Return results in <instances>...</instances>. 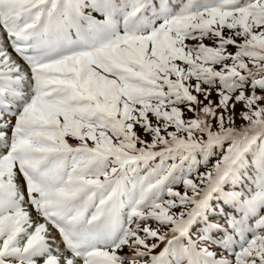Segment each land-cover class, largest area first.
<instances>
[{
  "label": "snow or ice",
  "instance_id": "snow-or-ice-1",
  "mask_svg": "<svg viewBox=\"0 0 264 264\" xmlns=\"http://www.w3.org/2000/svg\"><path fill=\"white\" fill-rule=\"evenodd\" d=\"M0 30V264H264V0H0Z\"/></svg>",
  "mask_w": 264,
  "mask_h": 264
},
{
  "label": "trees",
  "instance_id": "trees-1",
  "mask_svg": "<svg viewBox=\"0 0 264 264\" xmlns=\"http://www.w3.org/2000/svg\"><path fill=\"white\" fill-rule=\"evenodd\" d=\"M92 15L95 16L97 19H101V18H102L98 13H95V12H93ZM0 32H2V30H0ZM230 34H231V33H230L228 30H225V35H230ZM4 44H5V46H7V37H6V36L4 37ZM8 50H9V52H11V48H10V47H9ZM228 51L234 53V52L236 51V49L233 48V47H230V48L228 49ZM13 56L15 57V54H14V53H13ZM17 59H18V58H17ZM22 62H23V61H19V63L21 64L22 68H24L25 70H27V68L24 66V64H23ZM248 90H249V89L246 87V88H245V91L247 92ZM194 94H195V93H194ZM199 98H200L201 100H203V96H200ZM210 99H211L213 102H218V96H217V92H216L215 90H212V92H211V96H210ZM204 103H207V101L205 100ZM180 107H181V108H184L183 105H181ZM235 112H236V121H235V122H237V123H243L244 121H243V119L241 118V105H240V104H237V105H236ZM190 115H192V113H189V112L185 111V113H184V118H188ZM149 117H150L152 123L155 125V124H156V120H155V118L152 117L151 114H149ZM213 128H214V130H215V121H213ZM134 130L137 132V134H138L142 139L147 140V141H150V140H151V136L146 135V134L144 133L143 129L140 128L139 126H137ZM174 130H175L174 128H170V129H169V131H174ZM69 138H70L72 141H74V142H75V141L78 142V140H77L76 138H74V137L69 136ZM89 142H91V141H89ZM139 146H140V145H138V147H139ZM214 151H215V150H214ZM216 158H217L216 156H211V157H209L207 167L210 168V167L212 166V164L215 162V159H216ZM197 159H198V160H203V157H202V156H198ZM205 170H206V168H205V167L203 166V164H202L201 167L199 168V171H200V172H203V171H205ZM18 179H19V177H18ZM19 183H20V182H19ZM20 184H21V183H20ZM21 186H22V188L24 187L23 184H21ZM245 186L248 187L249 189L251 188V185H249V184H246ZM181 190H182V189H181ZM29 211H30L32 217H33L34 219H36L37 214H36L35 210L32 209V208H29ZM178 211H179V210H178ZM229 211H230V210H229ZM213 222H216V221L214 220ZM219 222L222 223V224L224 223L223 221H219ZM52 236H53L57 241L60 240V235H59V233H58L57 231H52ZM194 238H195V234H194ZM53 247H55V245H53ZM61 249H63V245H62V244H61ZM212 250H215V251L219 252V249H217V248H215V247H213ZM127 251H128V250H127ZM127 251H126V252H127ZM64 255H66V256H70V253H65ZM122 255H123V254H122ZM225 255H227V253H225ZM37 264H44L43 259H38Z\"/></svg>",
  "mask_w": 264,
  "mask_h": 264
},
{
  "label": "clouds",
  "instance_id": "clouds-1",
  "mask_svg": "<svg viewBox=\"0 0 264 264\" xmlns=\"http://www.w3.org/2000/svg\"><path fill=\"white\" fill-rule=\"evenodd\" d=\"M188 42H190V41H188ZM22 63H23V62H22ZM23 64H24V63H23ZM24 66L27 68V66H26L25 64H24ZM12 119H13V122H14L15 118L13 117ZM7 134L10 136V135H11V131L8 130V133H7ZM72 142H73V141H70L69 143H72ZM75 142H76V141H75ZM77 143H78V142H77ZM90 143H91V142H90ZM0 150H2V149H0ZM18 182H20L21 184H23V181H22L21 178L18 179ZM125 251H127V249H125L124 252H125ZM120 254L122 255V254H124V253H120Z\"/></svg>",
  "mask_w": 264,
  "mask_h": 264
},
{
  "label": "rangeland",
  "instance_id": "rangeland-1",
  "mask_svg": "<svg viewBox=\"0 0 264 264\" xmlns=\"http://www.w3.org/2000/svg\"><path fill=\"white\" fill-rule=\"evenodd\" d=\"M192 43H193V42H192ZM205 43H206V44H210L211 42L206 40ZM204 104H207V103H204ZM190 116H192V115H190ZM190 116H189V117H190ZM235 123H236L237 126H239V125L243 124L244 122H243V123H237V122H235ZM66 139L68 140V142L72 141L69 137H66ZM89 143H90V142H89ZM71 144H74V145H75V144H77V142H74V141H73ZM178 210H179V209H177V211H178ZM157 250H158V249H157ZM125 252H126V251H125Z\"/></svg>",
  "mask_w": 264,
  "mask_h": 264
}]
</instances>
